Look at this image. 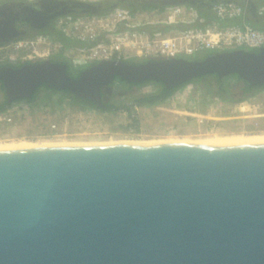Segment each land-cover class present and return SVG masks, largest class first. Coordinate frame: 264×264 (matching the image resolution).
<instances>
[{
	"label": "water",
	"instance_id": "water-1",
	"mask_svg": "<svg viewBox=\"0 0 264 264\" xmlns=\"http://www.w3.org/2000/svg\"><path fill=\"white\" fill-rule=\"evenodd\" d=\"M73 1L97 14L102 3ZM26 9L32 15L21 18L31 23L41 13ZM13 10L0 6V44L17 37ZM232 75L264 86V47L202 59L103 60L78 77L44 59L0 66V85L8 102L46 84L101 107V90L115 77L173 88ZM0 264H264V142L0 149Z\"/></svg>",
	"mask_w": 264,
	"mask_h": 264
},
{
	"label": "built area",
	"instance_id": "built-area-1",
	"mask_svg": "<svg viewBox=\"0 0 264 264\" xmlns=\"http://www.w3.org/2000/svg\"><path fill=\"white\" fill-rule=\"evenodd\" d=\"M195 1L186 0L183 3L163 5L161 10L141 14L131 13L129 9L121 6L98 14H60L52 23L54 31L79 42L80 47L66 48L61 41H56L54 34L49 33L20 36L0 44V63L43 61L59 52L58 48L62 49L60 55L69 59L74 67H87L103 60L188 58L207 51L264 47V29L254 27L247 20L249 9L255 15L263 16L264 4L257 5L253 0H244L243 3L234 0H206L200 4L207 5L213 15L212 19H207L200 15ZM26 2L36 7V0ZM227 20L240 22L224 23ZM65 49L67 51H64ZM192 87L193 83H188L177 93L186 89L190 94ZM200 94L201 91H198L194 98L199 99ZM249 100L230 103L220 97H213L207 101L205 112L196 115V120L198 123L206 122L210 129L225 131L229 127L225 123L226 120H237L250 109ZM38 108H43V105ZM38 108L25 102L14 103L0 113V122L12 124L22 114L36 111ZM58 108L65 110V113L63 119L50 120L49 130L55 133L60 128L66 129L68 122L76 114L83 113L82 110H74L69 100L62 104L57 103ZM187 113L188 116L193 115L191 112Z\"/></svg>",
	"mask_w": 264,
	"mask_h": 264
},
{
	"label": "rangeland",
	"instance_id": "rangeland-1",
	"mask_svg": "<svg viewBox=\"0 0 264 264\" xmlns=\"http://www.w3.org/2000/svg\"><path fill=\"white\" fill-rule=\"evenodd\" d=\"M10 1L18 2V0H0V6H2L3 2L10 3ZM106 1L111 0L103 2ZM145 12L147 11H138L136 13ZM56 41H59V39L57 38ZM55 47L58 48L59 46ZM58 51L52 54L51 58L60 55L62 49L58 48ZM64 51L67 50L65 49ZM200 55L202 54L197 56ZM153 90L154 86L148 85L136 89L135 93H146ZM198 91H201L199 99L194 98ZM58 97V95L54 94L49 100L50 102L40 103L36 106L38 108L43 105V108L22 114L12 124L8 125L0 122V142L20 140L104 142L109 140L138 141L183 137L207 139L229 134H264V89L250 97V100L248 99L250 101V109L245 112V115L243 114V117L237 120H226L225 123L229 127L225 131L210 129L206 122L198 123L196 120V115H201L205 112L207 101L213 99V96L207 94L206 89L199 83H193L190 94L186 89L179 94L176 92L163 104L159 105L132 106L130 111L120 110L114 113H101L84 109L82 114H76L68 122L66 129L60 128L55 133L49 130V122L53 118L57 120L63 119L65 113V110L57 109V102H54V100L58 99ZM5 98V93L0 85V101ZM187 112H191L193 115L188 116ZM61 127H63V123Z\"/></svg>",
	"mask_w": 264,
	"mask_h": 264
},
{
	"label": "trees",
	"instance_id": "trees-1",
	"mask_svg": "<svg viewBox=\"0 0 264 264\" xmlns=\"http://www.w3.org/2000/svg\"><path fill=\"white\" fill-rule=\"evenodd\" d=\"M234 1L240 3L244 2V0H234ZM253 1L257 5L258 3L264 4V0L261 1L253 0ZM114 2L115 0L102 2L100 6L103 8V11H100L99 13H103L109 10L112 3ZM195 2H196L195 4H197L199 8L200 15H203L207 19L213 18V15L211 11L208 9L207 5L200 4L202 2H206V0H196ZM118 6L129 9L131 13H136L138 11H153L156 9L159 10L163 9L162 4L149 0H118ZM251 17L258 18L259 20L264 21V15L257 16L255 15V13H253L251 9H249L247 11V20L249 22ZM237 22L240 21L239 20L224 21V23H237ZM40 33H49L52 35L54 34V36H56L66 48H70L73 46L74 47L81 46V44L70 40L68 37L64 36L63 34H59V33L57 34L54 31L52 24H50L45 28L37 30L35 34H40ZM250 50L257 51L258 49H250ZM212 53H214V51H207L200 56H195V57L193 56L188 58L202 59ZM51 59L56 62L64 63L66 65V72L72 77H78L80 72L84 68L91 67L92 65L95 64L92 63L87 67H74L71 64V61L66 57H63V55H58L52 57ZM123 60L125 62L133 63V64L149 61V60H137L132 58H124ZM35 62H39V61H35ZM2 65L20 67L23 65V63H14L12 61H6L4 63H0V66ZM188 83H199L206 89L207 94L213 97H220L230 103L247 100L250 97L256 95L259 91L264 89V86H260V85L250 86L246 81L242 80L238 75H232L230 77H225L223 79H219L217 76H212L207 78L200 77L188 81L186 83H183L181 85L175 86L173 88H167L162 82L154 81L150 79L141 82L128 83L119 77H115L114 82L111 85L104 87L101 90L102 102L104 104L101 107L97 106L93 101L87 98L75 96L74 94H72L67 90L56 91L52 89V91L49 92V89L46 86V84H43L34 91L31 98L17 99L12 102H8L7 99L5 98L3 101H0V113L7 110L14 103H18V102H25L32 106H37L40 103L50 102L49 100H51L54 94L60 97L54 100V102L62 104L65 100H69V104L74 110L93 109L101 113H114L120 110L130 111V108L132 106H154V105L163 104L167 99H169L173 94H175L181 87H183ZM148 85L154 86V90L146 93L145 92L143 93L138 92V94L135 93L136 89Z\"/></svg>",
	"mask_w": 264,
	"mask_h": 264
},
{
	"label": "flooded vegetation",
	"instance_id": "flooded-vegetation-1",
	"mask_svg": "<svg viewBox=\"0 0 264 264\" xmlns=\"http://www.w3.org/2000/svg\"><path fill=\"white\" fill-rule=\"evenodd\" d=\"M6 4H9V6H11V8L14 9L13 11H15L17 14H20L17 15L18 20H16L14 23L15 28L18 30L17 37L30 36L35 34L37 30H39V28H45L50 24H52L55 17L60 14H64V13L80 14L89 11L86 6L77 3L73 0H37L36 8H38L41 11V13L31 23L30 21L28 22L21 18V17L29 18L32 15L31 12L28 13V10L26 9V7L29 6V4H27L25 0H18V2L10 1V3L9 2L2 3V5H6ZM97 10L98 12H100L103 11V8L99 6ZM31 62H35V61H31ZM14 63L25 64L29 62H14Z\"/></svg>",
	"mask_w": 264,
	"mask_h": 264
},
{
	"label": "bare ground",
	"instance_id": "bare-ground-1",
	"mask_svg": "<svg viewBox=\"0 0 264 264\" xmlns=\"http://www.w3.org/2000/svg\"><path fill=\"white\" fill-rule=\"evenodd\" d=\"M218 131V130H216ZM159 143V142H185V143H199L206 145H232V144H249L264 142V134H229L221 137L207 138V139H191V138H172V139H157V140H109L104 142H84V141H66V140H39L28 141L20 140L14 142H0V149H15L25 147L37 146H65V145H83V144H110V143Z\"/></svg>",
	"mask_w": 264,
	"mask_h": 264
},
{
	"label": "crops",
	"instance_id": "crops-1",
	"mask_svg": "<svg viewBox=\"0 0 264 264\" xmlns=\"http://www.w3.org/2000/svg\"><path fill=\"white\" fill-rule=\"evenodd\" d=\"M258 1H261V0H258ZM257 1V2H258ZM261 3H258V5H260ZM263 4V3H262ZM231 21V20H230ZM250 23L254 26V27H256V28H260V29H264V21L263 20H259L258 18H250ZM57 34L59 33V32H56ZM59 34H61V33H59Z\"/></svg>",
	"mask_w": 264,
	"mask_h": 264
}]
</instances>
